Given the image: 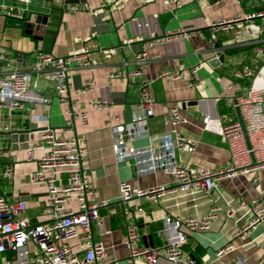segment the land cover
Here are the masks:
<instances>
[{"label": "crops", "instance_id": "obj_1", "mask_svg": "<svg viewBox=\"0 0 264 264\" xmlns=\"http://www.w3.org/2000/svg\"><path fill=\"white\" fill-rule=\"evenodd\" d=\"M116 6L110 10L106 0H87L86 3H64L56 6L45 27L35 29L34 23L24 26L20 22L11 25L13 19L0 15V49L12 55H22L18 64L29 68L36 59V47L42 44L48 51L58 56H66L87 49L94 59L92 68L76 69L70 74L74 87L68 93L78 108L89 113V122L80 120L73 124L74 132L87 144L86 165L90 174L95 196L92 201L109 200V205L101 208V219L111 230L102 234L98 222H94L95 238L104 242L108 252L116 259V264H131L130 252L125 244L126 218L128 208L134 215L142 246H161L167 241L164 217L175 212L181 217L203 215L214 204L220 206L217 218L209 230L189 231L183 245L184 256L198 263L238 264L243 259L246 264H258L264 249V221L252 228L248 236L236 237L238 228L250 220L240 207V200L248 201L264 197V167L249 173L224 178L217 182V189L200 193L197 198L182 196L175 198H135L124 202L120 199V183L127 181L140 188H150L160 184L177 185L175 177L167 176L162 170L141 173V166L134 159L121 161L113 150V128L117 124H127L143 113L139 107L141 91L147 88L155 98L154 115L147 121L148 133L131 138L128 145L146 150L156 147L162 136L169 132L164 118L173 105L180 107L186 122L177 126L180 134L196 143L193 152L177 150L176 161L189 165L193 170L219 169L230 163L231 155L224 141L223 125L240 119L233 99L226 96L231 91L236 96L246 95L251 80L235 78L238 69L251 67L257 70L264 62L256 58L254 40H264V17L244 31L240 44L228 45L233 38L230 31L219 34V50L210 47L211 24L224 18L242 16L249 12H264V0H218L209 4L207 0H182L181 6L170 0H115ZM93 10H98L95 14ZM158 14V17H154ZM149 22V26L139 23ZM33 29L28 33L27 29ZM150 41H154L149 44ZM236 49L230 53L231 49ZM146 49L153 57L140 75L110 79V74L132 70L136 54ZM220 53L225 54L224 62L214 67L209 60ZM200 59L206 60L199 69L202 81L196 88L188 86L184 80L168 81L159 74L165 69L192 67ZM94 78L93 88L82 92L86 82ZM231 85V87H229ZM40 91L47 102L34 105L27 103L15 116L18 129L39 128L31 134L30 144L40 140V130L51 126L59 135H65L69 116L67 105L60 102L55 88L46 80L41 81ZM118 94V98L114 94ZM94 99L112 102L109 109L93 106ZM210 115L209 122L205 116ZM48 117V121H45ZM108 122H111L109 124ZM45 150H36L34 160L26 158V149L16 150L11 157L0 160L3 164L13 163L15 175L10 179L0 178L2 191L9 196L24 195L28 202L26 214L33 219L43 218L46 187L43 183L31 182L28 174L37 169L38 159ZM1 177V176H0ZM226 200L230 201L233 217L226 213ZM121 206L123 210L120 211ZM245 215V216H244ZM228 245L232 248L217 252ZM138 264H148L139 259ZM158 264H176L164 255Z\"/></svg>", "mask_w": 264, "mask_h": 264}, {"label": "built area", "instance_id": "obj_2", "mask_svg": "<svg viewBox=\"0 0 264 264\" xmlns=\"http://www.w3.org/2000/svg\"><path fill=\"white\" fill-rule=\"evenodd\" d=\"M41 3L39 4L38 2ZM65 0H4L0 2V15L22 21L24 26L33 23V14L50 17L48 13L31 12L32 6H47L50 3H64ZM119 0H117V3ZM181 6L182 0H170ZM110 10L116 6L115 0H106ZM98 14V10H93ZM30 13V15H29ZM29 15V16H28ZM154 17H158L155 14ZM264 17V12H249L242 16L218 19L210 28V47L217 51L219 34L230 31L233 38L228 45L240 44L244 40L245 28L254 24L257 18ZM149 26V22L139 23V26ZM154 41H150L152 44ZM256 58L264 60V40H254ZM36 59L29 68L18 64L22 55L9 54L0 49V160L13 154L10 133L18 131L15 116L27 103L34 105L47 102L48 99L40 91L41 81L46 80L57 91L60 102L67 105L69 116L65 127V135H59L51 126L40 130V140L30 144L26 149V158H35L36 150H45L38 159L37 169L28 174L31 182L43 183L47 195L45 199L43 218L33 219L26 214L28 202L18 196H9L2 191L0 185V264H116L117 259L108 252L105 244L97 240L93 231L94 222H98L102 234L111 230L105 227L101 219V208L109 205V200L92 201L95 191L92 186L86 156V142L78 134L73 133V124L80 120L83 125L89 122V113L78 108L72 102L68 93L74 87L70 74L76 69L92 68L94 59L89 50H79L66 56H58L48 51L42 44L35 50ZM146 49L138 52L132 70L118 71L110 74V79L126 78L140 75L143 68L153 57ZM218 56V55H216ZM206 63L200 61L192 67L165 69L160 78L168 81L184 80L188 86L196 88L202 81L199 69ZM236 79H249L251 86L246 95H235L231 91L225 93L233 99L234 106L240 114V119L225 124L221 128L224 141L227 143L231 160L219 169L193 170L189 165L176 161L177 150L193 152L196 143L193 139L180 134L177 126L185 123L180 107L173 105L164 118L169 132L162 136L156 147L146 150L136 149L128 145L131 138L148 133L147 121L154 115L155 98L147 88L141 91L139 107L143 113L136 116L132 122L117 124L113 128V150L116 158L121 161L134 159L141 166V173L162 170L167 176L175 177L177 185L160 184L150 188H140L127 181L120 183V199L124 202L135 198H175L191 195L197 198L200 193H208L217 189V182L249 173L264 167V62L257 69L244 67L235 71ZM95 85L94 78L89 79L82 89L85 92ZM231 87V85L229 86ZM94 107L109 109L112 102L105 99H94ZM48 121V117L44 118ZM207 122L210 115L205 116ZM111 124V122H108ZM15 175L13 163L3 164L0 178L10 179ZM226 213L233 217L234 211L230 201L226 200ZM240 207L250 220L238 228L235 236L246 237L252 228L264 221V197L253 200H240ZM220 206L214 204L211 210L203 215L181 217L175 212H168L164 217V228L167 241L161 246L140 245L141 234L134 222L133 213L126 208V238L125 244L130 252L131 264H138L144 259L148 264H158L161 256H165L176 264H218L217 259L210 263H198L184 256L183 245L187 242L189 231L209 230L217 218ZM244 215V216H245ZM232 248L228 245L217 252L218 256L224 250ZM238 264H246L243 259ZM258 264H264V249Z\"/></svg>", "mask_w": 264, "mask_h": 264}, {"label": "water", "instance_id": "obj_3", "mask_svg": "<svg viewBox=\"0 0 264 264\" xmlns=\"http://www.w3.org/2000/svg\"><path fill=\"white\" fill-rule=\"evenodd\" d=\"M209 4H214L218 0H207ZM87 0H65L64 1V7L66 10H68V7L70 4H80V3H86ZM49 17L46 15L41 14H33L31 17V21L35 24V29L38 27H45L48 24ZM28 33H33V29H27ZM225 54L220 53L218 56L212 58L209 60V63L216 67L220 65L222 62H224ZM39 128H37L36 125H33L32 128H24L19 129L18 131H14L10 133L11 138V149L13 151L21 150V149H27L30 146V138L31 134L37 131ZM25 196L22 195V199L25 200Z\"/></svg>", "mask_w": 264, "mask_h": 264}, {"label": "rangeland", "instance_id": "obj_4", "mask_svg": "<svg viewBox=\"0 0 264 264\" xmlns=\"http://www.w3.org/2000/svg\"><path fill=\"white\" fill-rule=\"evenodd\" d=\"M3 1L4 0H0V2H3ZM38 3L40 4L41 1L38 2ZM54 9H56V6L54 4L48 2L47 6H44V7H41V6H32L31 7V12H33V11H40L41 13H48V14L52 15L54 13ZM29 15H30V13H29ZM18 22H20L23 25V22L22 21H18V20H14V19L12 21L8 22V23L11 24V25H14V24H17L18 25ZM114 97L115 98H118V94L115 93L114 94ZM122 210H123V206H121V208H120V211H122Z\"/></svg>", "mask_w": 264, "mask_h": 264}, {"label": "trees", "instance_id": "obj_5", "mask_svg": "<svg viewBox=\"0 0 264 264\" xmlns=\"http://www.w3.org/2000/svg\"><path fill=\"white\" fill-rule=\"evenodd\" d=\"M234 51H236V49L233 48L230 50V53H233Z\"/></svg>", "mask_w": 264, "mask_h": 264}]
</instances>
